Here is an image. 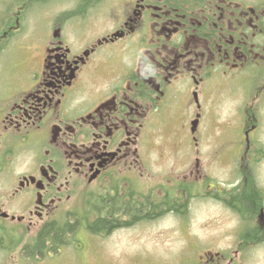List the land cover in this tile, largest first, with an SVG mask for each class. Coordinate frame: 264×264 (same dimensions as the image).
I'll return each instance as SVG.
<instances>
[{
	"label": "flooded vegetation",
	"instance_id": "af4514ba",
	"mask_svg": "<svg viewBox=\"0 0 264 264\" xmlns=\"http://www.w3.org/2000/svg\"><path fill=\"white\" fill-rule=\"evenodd\" d=\"M103 2L59 8L28 57L27 9L0 23V56L18 53L0 71V264H107L106 240L166 216L181 264H264V0H122L77 38ZM17 150L31 164L8 182ZM206 201L205 240L188 224Z\"/></svg>",
	"mask_w": 264,
	"mask_h": 264
},
{
	"label": "rangeland",
	"instance_id": "374dc122",
	"mask_svg": "<svg viewBox=\"0 0 264 264\" xmlns=\"http://www.w3.org/2000/svg\"><path fill=\"white\" fill-rule=\"evenodd\" d=\"M42 0H0V23H4L7 18L14 11L19 8H26L27 15L25 23L27 24V40L24 42L27 48L26 56H30L32 46L36 44L37 35L39 29L45 30L48 27L49 22L52 19L58 18L60 15L59 8H74L75 11L83 10L85 5L79 4L78 0H51L50 2L37 3ZM122 0H104L103 3L94 5L89 13L93 15L90 23H86L83 28L75 30V36L77 38H83L90 30H100L104 25H108L112 21L113 14L116 13V9L119 8ZM54 11V13H53ZM58 11V12H57ZM83 12L76 13V17L71 19V24L79 23V19L82 17ZM29 24V26H28ZM112 22L110 23V25ZM73 27V26H72ZM70 28L73 30V28ZM26 35V36H27ZM26 38V37H25ZM25 40V39H24ZM24 54V55H25ZM0 56V71L4 70L5 65L14 67L18 63V53L16 52L12 58L6 56L5 52ZM22 55V54H21ZM22 59V57H21ZM26 58L23 60V62ZM235 98L232 100L226 96L223 101L216 106L215 109L222 113V117H226L228 114L230 104L235 102ZM188 129V126H187ZM164 128H161L158 134L165 135L163 132ZM171 133V134H170ZM167 132V135H174L173 132ZM211 131L207 134V139H211ZM205 138V137H204ZM211 143L206 141V149L210 150ZM0 147V160L5 158L4 151ZM5 149V148H4ZM22 150L11 154L9 158L8 167L11 171V178L8 182H11L14 175L18 172L25 171L31 164L32 154L31 152ZM31 155V156H30ZM203 161L206 163L209 161V157L204 155ZM168 167L173 166L174 163L171 158H168ZM4 178V174H0V180ZM219 208L214 202L206 201L197 207L191 209L190 223L188 224V230H190V236L196 235L199 238H204L215 233L216 229L211 227H204L206 220L212 219V217L218 214ZM212 223V222H211ZM209 223V224H211ZM122 235H116L106 240V248L104 249V257L106 258L107 264H137L143 262L142 259H146L149 264H181L183 259V248L186 246V239L184 235L189 236L184 231V227L174 217L166 216L162 219L151 222V224L140 223L137 228L124 229ZM188 238V237H187ZM146 253V255L143 253ZM151 252V256L149 253ZM69 262V261H68ZM51 264H67L61 262L59 259L58 263ZM71 264H79L76 258L71 259ZM93 264V261L92 263Z\"/></svg>",
	"mask_w": 264,
	"mask_h": 264
},
{
	"label": "trees",
	"instance_id": "16d2710c",
	"mask_svg": "<svg viewBox=\"0 0 264 264\" xmlns=\"http://www.w3.org/2000/svg\"><path fill=\"white\" fill-rule=\"evenodd\" d=\"M83 1H90V0H83ZM93 1V0H92ZM131 213H132V215L136 218V217H138V216H140L141 214H143L142 213V209L141 210H138V209H136L135 211H130ZM112 224H113V221H111V220H109L108 218H101V219H99L96 223H95V225H96V227L97 226H106V225H108V226H112ZM57 238H58V236H57ZM55 239H56V236H55ZM59 239V238H58ZM40 240L41 241H43L42 240V238H40Z\"/></svg>",
	"mask_w": 264,
	"mask_h": 264
}]
</instances>
